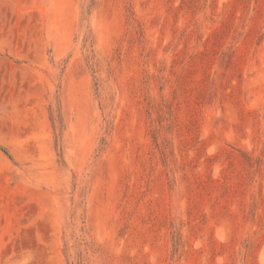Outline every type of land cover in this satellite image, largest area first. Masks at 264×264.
I'll list each match as a JSON object with an SVG mask.
<instances>
[{
    "label": "rangeland",
    "instance_id": "obj_1",
    "mask_svg": "<svg viewBox=\"0 0 264 264\" xmlns=\"http://www.w3.org/2000/svg\"><path fill=\"white\" fill-rule=\"evenodd\" d=\"M0 264H264V0H0Z\"/></svg>",
    "mask_w": 264,
    "mask_h": 264
}]
</instances>
